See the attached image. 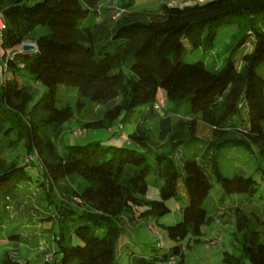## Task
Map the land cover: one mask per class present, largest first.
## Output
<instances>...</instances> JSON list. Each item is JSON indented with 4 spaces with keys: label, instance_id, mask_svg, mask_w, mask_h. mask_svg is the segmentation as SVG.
Masks as SVG:
<instances>
[{
    "label": "trees",
    "instance_id": "trees-1",
    "mask_svg": "<svg viewBox=\"0 0 264 264\" xmlns=\"http://www.w3.org/2000/svg\"><path fill=\"white\" fill-rule=\"evenodd\" d=\"M98 2L0 0V18L4 23L0 66L3 72H10L0 85V201L12 198L18 186L30 180L26 172L30 160L20 163L2 156L5 149L15 148L22 141L25 151L37 157L49 181L70 175L84 181L79 191L61 194L63 204L59 206L62 215L73 212L70 205L80 208L76 215L79 222L72 228L79 243L66 244L62 243V236L53 237L57 249L52 248L51 258L37 264H118L116 246L123 234L120 220L130 225L131 220L135 224L143 216L156 221L167 213L165 199L177 196L181 173L168 154L156 155L151 164L142 150L97 141L66 145L65 152L60 154L54 139L72 116V108L57 104L56 86L76 87L82 97L93 102H102L112 93L120 96L101 115L83 122V128H108L120 113L139 104H147L149 110L158 93L170 102L183 100L192 114L209 112L224 97L214 123L232 133L219 145L206 141L201 157L183 158L181 162L187 201L178 207L180 219L163 226L165 236L176 243L157 257L153 250L151 256L129 254V264H154L156 259L167 263L170 257L180 264L183 247L177 241L187 234L193 242L197 241L201 226L212 220L202 206L211 187L207 171L220 183L224 194L252 197L257 191L250 175L235 172L223 176L215 151L220 147L251 145L261 153L264 150V76L258 72L264 64V0H194L182 6L164 2L157 13L146 17L128 11L133 0H122L117 7L124 11L112 19L111 26L93 21ZM256 24L261 30L255 28ZM224 25L234 26L233 43L219 69H208L200 60H183L187 50L211 49L217 29ZM250 36L251 49L244 50ZM28 39L35 50L19 52V44ZM6 52L11 56H6ZM124 65L130 75L123 72ZM20 69L46 87L27 111L31 93L18 84L15 74ZM225 130L217 134L222 135ZM127 138L138 147L146 146L147 135L139 124H135ZM193 141L178 137L169 148L172 151L179 144L190 147ZM150 173L161 179L158 199L146 194V177ZM74 198L81 205L74 204ZM245 217L236 209L237 232L247 227ZM261 223L264 227V207ZM238 242L241 254L223 251V264H243L242 255L250 264H264V240H259L258 231L244 232ZM2 264L16 263L9 260Z\"/></svg>",
    "mask_w": 264,
    "mask_h": 264
},
{
    "label": "rangeland",
    "instance_id": "rangeland-1",
    "mask_svg": "<svg viewBox=\"0 0 264 264\" xmlns=\"http://www.w3.org/2000/svg\"><path fill=\"white\" fill-rule=\"evenodd\" d=\"M35 1L37 0H27L28 3ZM120 1L122 0H100L96 5V15L93 21L96 23L103 21L111 26L112 19H114L112 17L120 9L117 7ZM193 1L133 0L127 9L142 13L146 17L147 14L157 13L161 3L182 6ZM255 28L261 30L258 24ZM233 31L234 26L232 25L218 28L211 49L198 47L187 50L183 60L186 62L200 60L208 69H219L232 46ZM251 44L252 37L250 36L243 45L244 50L249 51ZM238 52L234 54L236 60ZM7 54L9 53L6 52V56ZM2 67L0 66V85L4 76H10V72H3ZM122 70L126 75L131 74L127 65H124ZM258 72L264 76V64ZM15 77L18 84L26 86L31 93L30 100L25 107L27 111L45 92L46 87L35 81L24 69H20ZM56 98L58 105L68 104L72 108V116L63 123L61 133L54 139L56 149L60 154L65 152L66 145L97 141L102 145L128 146L142 150L146 160L151 164L156 155L168 154L181 173L177 180V196L165 199V204L169 208L167 213L157 217L156 221L149 216H143L138 218L134 226L127 224L123 219V223L120 220L119 223L126 239L122 241L123 244L118 242V247H116L117 263L129 264L127 251L151 256L153 250L157 257L167 247L173 246L176 242L165 236L163 226L173 224L180 219V209L176 206L182 207L187 201L182 183V159L192 156L201 157L206 141L219 145L232 133L225 130L227 128L214 123L224 105V97L218 99L216 106L209 112L192 114L186 110L183 100L170 102L158 93L149 110L147 104H139L129 112L120 113L108 128H83L81 124L101 115L103 110L118 102L120 96L112 93L102 102H93L82 97L76 87L58 84ZM135 124L141 125L147 135L144 148L131 143L127 138L133 132ZM222 130L226 132L218 135V131ZM178 137L183 140L187 138L194 140L189 144L193 147L179 144L171 151L169 145ZM2 156L20 163L26 162L31 157V163L26 169L30 180L20 184L12 198L0 201V264L9 260H13L16 264H37L50 259L52 248L57 249L53 237L58 239L62 236V243L66 244L79 243L78 238L72 233V228L79 222L76 215L80 212V208L70 205L73 212L62 215L59 213V206L63 204L60 195H70L73 190L79 191L84 186V181L76 175L64 176L54 182L49 181L43 174L37 157L25 151L22 141L15 148L5 149ZM215 160L223 176H231L235 172L252 176L256 182L257 191L252 197L243 193L224 194L220 183L213 178L211 172L207 171L211 187L202 201V206L212 217V221L201 226V234L197 241L193 242L190 234L177 241L183 247V260L180 264H223L221 262L222 252L228 251L234 255H240L238 241L242 240L244 232L252 229L258 231L259 240H264V227L261 223L264 207V150L261 153L254 145L250 148L220 147L215 151ZM146 181L148 198L158 199L161 179L150 173ZM71 201L77 205L82 203L78 198ZM236 209L245 214L247 218V227L239 232L235 225ZM159 238L162 239V243L159 242ZM241 258L243 264H250L246 256L242 255ZM176 262L177 259H175ZM154 264L166 263L156 259Z\"/></svg>",
    "mask_w": 264,
    "mask_h": 264
},
{
    "label": "water",
    "instance_id": "water-1",
    "mask_svg": "<svg viewBox=\"0 0 264 264\" xmlns=\"http://www.w3.org/2000/svg\"><path fill=\"white\" fill-rule=\"evenodd\" d=\"M35 50V45L32 41H22L18 46L19 52H32Z\"/></svg>",
    "mask_w": 264,
    "mask_h": 264
},
{
    "label": "built area",
    "instance_id": "built-area-1",
    "mask_svg": "<svg viewBox=\"0 0 264 264\" xmlns=\"http://www.w3.org/2000/svg\"><path fill=\"white\" fill-rule=\"evenodd\" d=\"M197 1H200V0H197ZM119 8V7H118ZM124 10L122 8H120L116 13L115 15L112 17V18H115L119 13H122ZM4 28V23L2 21V19L0 18V34H1V31L2 29ZM31 157H29V159H27L26 161L30 160ZM159 242H162L161 238H159ZM166 264H175V259L173 257H170L169 260L167 261Z\"/></svg>",
    "mask_w": 264,
    "mask_h": 264
},
{
    "label": "crops",
    "instance_id": "crops-1",
    "mask_svg": "<svg viewBox=\"0 0 264 264\" xmlns=\"http://www.w3.org/2000/svg\"><path fill=\"white\" fill-rule=\"evenodd\" d=\"M168 4H173V3H168ZM136 14H139V15H141L142 13H139V12H135ZM147 15H149V14H147ZM177 208H178V206H176ZM212 221V220H211ZM134 220H131V224L130 225H132V226H134V225H136L137 224V222L134 224ZM124 239H126L125 238V236H124V234H122L120 237H119V239H118V242L120 243L121 242V244H123L124 242H122ZM118 242H117V246L116 247H118ZM130 252H132V251H127V254H128V256H129V254H130Z\"/></svg>",
    "mask_w": 264,
    "mask_h": 264
}]
</instances>
